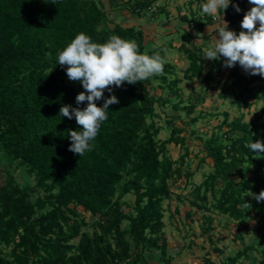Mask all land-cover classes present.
Returning a JSON list of instances; mask_svg holds the SVG:
<instances>
[{
    "label": "trees",
    "instance_id": "trees-1",
    "mask_svg": "<svg viewBox=\"0 0 264 264\" xmlns=\"http://www.w3.org/2000/svg\"><path fill=\"white\" fill-rule=\"evenodd\" d=\"M157 1L107 3L112 11L123 2L122 7L137 17L145 13L169 17ZM234 5L240 10L252 6L248 0H230L225 9L230 25L244 17ZM201 6L198 15L181 16L199 31L214 22L213 17L200 15ZM110 14L105 0H0V162L23 166L35 178L33 185L20 184L10 173L7 180H0V264H154L150 261L154 257L157 264H173L164 237L163 204L171 197L170 183L182 175L190 179L193 172L184 170L189 154L186 137L181 135L185 128L170 120L172 133L161 141L160 127L153 119L157 103H170L190 116L204 97L197 94L184 100L181 78L167 60L165 47L148 48L142 27L116 22ZM81 32L97 43L112 35L134 40L140 53L158 51L167 62L164 74L153 77L165 95L153 92L156 86L151 80L125 82L104 91L98 106L113 94L119 103L109 106L108 119L91 142V150L79 157L69 150V130L82 128L74 116L69 119L58 113L62 105L86 107V101L76 103L84 89L69 80L57 63L59 52ZM180 49L189 61L184 77L202 80L203 46L182 43ZM224 68L223 57L212 60L206 81L217 80ZM232 76L230 84L221 85L224 97L231 91L239 105L250 107L253 98L262 105L249 121H244V113L231 120L225 114L218 130L203 138V149L213 164L194 186L190 200L199 210L218 211L247 223L252 216L264 218V200L257 202L247 195L264 190V153L257 157L246 147L252 141L264 143V77L245 72L239 64L231 68ZM201 116L192 117V122ZM170 143L185 149L178 159L169 155ZM129 194L135 196L131 206L124 199ZM245 202L250 209L243 207ZM212 223L213 217L204 214L203 233L214 246ZM214 249L221 252L217 246ZM255 250L259 259L253 255ZM242 257L264 264V241L244 245L221 264H238ZM204 264H211V259L205 258Z\"/></svg>",
    "mask_w": 264,
    "mask_h": 264
},
{
    "label": "rangeland",
    "instance_id": "rangeland-1",
    "mask_svg": "<svg viewBox=\"0 0 264 264\" xmlns=\"http://www.w3.org/2000/svg\"><path fill=\"white\" fill-rule=\"evenodd\" d=\"M106 9L116 22L124 25L135 24L145 30V43L148 48H153V44L159 42L161 47L166 50L167 60L176 66V73L181 78L180 87L182 88V98L184 100L201 94L204 102L198 105L195 111L190 115H186L185 111L175 109L172 104L168 103L164 106L156 104V116L154 122L160 127L158 139L164 141L170 137L172 131L170 120L184 127L181 135L186 137V143L189 146V154L186 156V164L184 170L189 168L193 172L190 179L185 175L179 177L175 182H171V197L164 201V237L167 241V254L173 256V264H204L205 258L211 259V264H221L226 256L235 255L244 245L255 243L258 245L264 241V218L257 219L252 216L247 223H239L233 219L226 217L218 211H206L197 209L191 202V192L195 185L199 184L205 173L211 170L212 159L206 156L203 149V138L209 137L214 131H217L218 125L223 121L225 114H228L229 120L244 113V121L253 118L254 113L259 110L262 105L261 100H251L250 107L243 103L239 105V101L235 98V93L229 92L225 97L222 95V83L228 84L234 80L230 77L231 68L225 67L221 74H217V80L207 82L205 79L206 72L212 68V60L204 59V72L202 80L197 78L187 79L184 77V70L189 64L185 54L181 51L180 46L185 43L189 46L192 44L202 45L203 50L209 46H213L216 41L217 27L227 22L230 30L241 27V21L234 25H230L226 19L227 13L224 10L222 14L219 12L214 18V22L205 26L202 31L193 28L187 24L181 16L190 14L191 12H199V6L203 5L206 0H158L157 5L163 4L169 11V17H151L150 13H145L141 17L132 15L127 9L122 7L123 2L115 10L111 11L107 0ZM252 6L242 9L239 12L245 14ZM164 16V14H163ZM197 17V16H196ZM224 20V21H223ZM160 47V48H161ZM203 56V55H202ZM156 86L153 92L165 95L166 92L158 84L154 78L150 79ZM220 80V82H218ZM202 113V116L192 122V117ZM175 116V118H174ZM227 127L223 126L222 130ZM168 153L173 159H178L185 149L180 144L170 143L167 145ZM12 174L20 184L35 183V178L27 172L23 166L16 163L9 165L5 161L0 162V180L8 179L7 174ZM240 179L239 176H234ZM134 194L127 195L124 199L129 202L130 206L134 202ZM130 207L124 205L125 210ZM87 220L92 221L93 217L89 212L79 209ZM192 213L191 216L187 215ZM204 214L213 217V235L216 239L215 245L221 249L217 251L207 238V234L203 233L202 221ZM242 235V238L240 235ZM159 251H155L154 255L158 256ZM253 255L258 259L260 254L257 250L253 251ZM151 263L157 264V258L150 260ZM238 264H253L248 258L242 257Z\"/></svg>",
    "mask_w": 264,
    "mask_h": 264
},
{
    "label": "clouds",
    "instance_id": "clouds-1",
    "mask_svg": "<svg viewBox=\"0 0 264 264\" xmlns=\"http://www.w3.org/2000/svg\"><path fill=\"white\" fill-rule=\"evenodd\" d=\"M248 2L252 7L244 14L242 30L237 34L223 20V25L217 27L215 44L204 49L203 58L219 60L223 57L225 67L239 64L245 72L264 77V0ZM229 3L230 0H206L201 6L200 15L215 18L220 10L224 12L228 8ZM234 7L237 12L240 11L239 5ZM160 47L159 42L153 44V48ZM166 62V57L158 51L152 55L140 53L134 40L112 35L106 42L97 43L83 32L77 34L59 52L57 63L65 68L69 80L82 84L84 91L77 94L76 103L87 102L83 109L62 105L59 110L61 117L72 119L74 116L82 128L69 130L72 141L69 150L79 157L91 150V142L97 137L101 124L108 119L109 106L119 103L113 94L104 100L103 106L97 105L96 101L104 98L106 89L111 92L113 87H122L125 82L134 85L163 75ZM246 147L255 152L257 157L264 153V143L260 141H252ZM247 195L257 202L264 200V190L259 194L249 192ZM243 207L250 209L251 205L245 202Z\"/></svg>",
    "mask_w": 264,
    "mask_h": 264
}]
</instances>
